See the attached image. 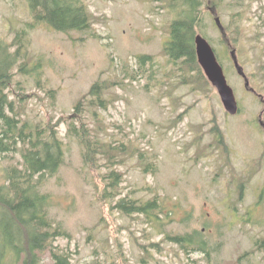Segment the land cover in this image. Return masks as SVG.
Masks as SVG:
<instances>
[{
	"label": "rangeland",
	"instance_id": "rangeland-1",
	"mask_svg": "<svg viewBox=\"0 0 264 264\" xmlns=\"http://www.w3.org/2000/svg\"><path fill=\"white\" fill-rule=\"evenodd\" d=\"M83 1L91 27L63 32L36 20L28 0H0V52L17 57L7 67L11 114L54 129L66 148L41 184L64 231L54 249L70 264H264V0H203L197 33L235 90L236 115L200 65L166 55L176 16L169 0ZM233 48L257 94L235 68ZM144 55L153 57L146 66ZM96 82L105 84L104 104L89 96ZM86 134L103 149L91 158ZM20 162L0 155V184ZM154 199L159 208L149 214L118 207ZM186 234L193 246L172 240ZM40 264H56L51 250Z\"/></svg>",
	"mask_w": 264,
	"mask_h": 264
},
{
	"label": "trees",
	"instance_id": "trees-1",
	"mask_svg": "<svg viewBox=\"0 0 264 264\" xmlns=\"http://www.w3.org/2000/svg\"><path fill=\"white\" fill-rule=\"evenodd\" d=\"M238 1L241 0H236V6L240 5ZM28 3L36 20L46 22L56 30L86 31L92 25L91 11L83 0H28ZM202 6L203 0H169V7L176 16L170 25L165 53L181 67H201L195 37L203 20ZM4 53V50L0 52V155L19 154L21 162L7 169V182L0 184V264H40L41 254L48 250L52 251L56 264H70L69 256L53 247L54 240L63 236L64 231L50 215L51 194L41 190L45 177L57 173L65 162V144L54 129H39L12 116L14 103L7 92L12 74L7 67L13 65L17 57L8 60L10 57L7 53L8 58L5 57ZM152 60L153 57L148 55L140 58L144 66ZM104 88L105 84L96 82L90 90L89 96L97 99V104H104L101 97ZM81 141L86 158L89 155L91 158L96 151H103L99 142L93 141L88 134L81 137ZM108 177L111 179L113 175ZM118 207L127 213L149 214L158 209L159 204L157 199L143 204L121 200ZM172 240L184 248L195 243L192 234L173 236ZM203 246L204 242L199 248L203 249Z\"/></svg>",
	"mask_w": 264,
	"mask_h": 264
},
{
	"label": "water",
	"instance_id": "water-1",
	"mask_svg": "<svg viewBox=\"0 0 264 264\" xmlns=\"http://www.w3.org/2000/svg\"><path fill=\"white\" fill-rule=\"evenodd\" d=\"M215 21L219 29L225 35L226 30L222 19L217 16ZM195 43L198 61L203 68L206 77L212 86L216 88L225 110L231 115H236L240 111V105L236 97L235 90L228 82L224 67L220 63L214 47L208 39L200 33L196 35ZM230 55L238 73L245 79L246 89L256 92L255 88L251 86L250 78L239 61L237 50L233 48Z\"/></svg>",
	"mask_w": 264,
	"mask_h": 264
},
{
	"label": "flooded vegetation",
	"instance_id": "flooded-vegetation-1",
	"mask_svg": "<svg viewBox=\"0 0 264 264\" xmlns=\"http://www.w3.org/2000/svg\"><path fill=\"white\" fill-rule=\"evenodd\" d=\"M242 76V75H241ZM243 77V76H242ZM244 79V77H243ZM245 80V79H244ZM250 92H253V93H256L255 91H251L249 90ZM257 94V93H256ZM260 97V99L264 100L263 97L261 96H258ZM263 116H264V111L260 114V119H259V123L261 124V126L263 125L264 126V119H263Z\"/></svg>",
	"mask_w": 264,
	"mask_h": 264
}]
</instances>
